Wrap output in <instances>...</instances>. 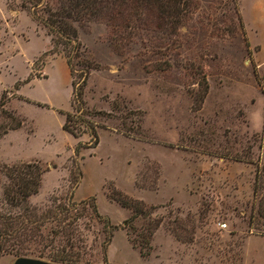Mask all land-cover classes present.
Wrapping results in <instances>:
<instances>
[{"label": "rangeland", "instance_id": "374dc122", "mask_svg": "<svg viewBox=\"0 0 264 264\" xmlns=\"http://www.w3.org/2000/svg\"><path fill=\"white\" fill-rule=\"evenodd\" d=\"M192 2L161 53L147 41L117 53L105 25L75 23L88 62L70 68L22 0H0V98L8 100L0 126L21 124L0 138V165L39 164L46 172L30 203L86 214L66 250L83 261L102 264L109 232L82 212L93 198L132 247L134 232L159 223L140 264H264V0ZM84 78L81 116L95 126V148L89 133L62 130L71 83ZM117 194L147 217L133 221L134 211L110 199ZM112 259L124 257L116 250Z\"/></svg>", "mask_w": 264, "mask_h": 264}, {"label": "trees", "instance_id": "16d2710c", "mask_svg": "<svg viewBox=\"0 0 264 264\" xmlns=\"http://www.w3.org/2000/svg\"><path fill=\"white\" fill-rule=\"evenodd\" d=\"M51 2L22 0L21 8L32 11L34 18L45 28L53 48L65 58L70 68L74 60L77 63L88 62L84 47L78 40L75 23L94 20L105 25L110 31L109 41L117 53H123L135 41L142 44L147 41L150 45L148 50L161 53L171 47L170 42L196 10L192 0H54ZM238 20L241 21L239 16ZM71 87L74 97L71 102L73 113L65 114L62 130L74 139L89 133L93 139L91 148H95L98 145L95 126L81 116L85 106L83 95L86 78L79 83L72 82ZM7 103L5 94H2L0 108ZM20 127V123L14 127L0 126V138L4 137L8 130ZM78 149L79 146L76 147V153ZM45 172L37 163L0 165V259L12 256L14 259L25 257L48 260L55 264H91L89 260L83 261L78 255L73 256L66 251L72 248L70 238L73 232H69L70 229L86 214L69 216L68 209L60 205L51 209L38 208L30 203V199L38 195L42 187ZM77 184L78 182L75 185ZM120 196L117 194L119 199L110 196V199L134 211L133 221L147 217V213L142 212L141 203H132ZM79 205L83 206L82 212L91 210V214L103 221L106 229H109V232H104L105 239L102 244V264H109L107 249L118 229L111 227L108 220L99 216L93 198ZM158 225V222L152 223L147 230L148 234L134 232L137 240L130 238L133 247L138 249L143 259L150 255L151 247L148 239ZM48 226L50 232H42ZM59 236H68L69 245L66 248L65 246L54 248Z\"/></svg>", "mask_w": 264, "mask_h": 264}, {"label": "crops", "instance_id": "0c3cea01", "mask_svg": "<svg viewBox=\"0 0 264 264\" xmlns=\"http://www.w3.org/2000/svg\"><path fill=\"white\" fill-rule=\"evenodd\" d=\"M116 250H119L124 257V259H119L118 262L112 259V254L115 253ZM107 253H108V261L111 264H140L142 262L143 263L146 262L141 259L139 252L132 247L126 233L122 231H118L114 233L112 242L108 247ZM7 258L9 259V264L14 263V258L12 257H7ZM129 258H131V262L133 261L132 263L130 262Z\"/></svg>", "mask_w": 264, "mask_h": 264}, {"label": "water", "instance_id": "95a60500", "mask_svg": "<svg viewBox=\"0 0 264 264\" xmlns=\"http://www.w3.org/2000/svg\"><path fill=\"white\" fill-rule=\"evenodd\" d=\"M13 264H55V263L41 260V259L21 257V258L15 259Z\"/></svg>", "mask_w": 264, "mask_h": 264}, {"label": "built area", "instance_id": "2783aa9c", "mask_svg": "<svg viewBox=\"0 0 264 264\" xmlns=\"http://www.w3.org/2000/svg\"><path fill=\"white\" fill-rule=\"evenodd\" d=\"M222 227H225V225H223Z\"/></svg>", "mask_w": 264, "mask_h": 264}]
</instances>
